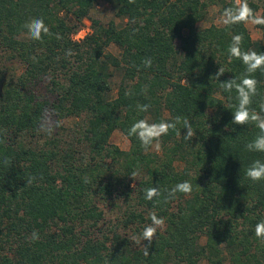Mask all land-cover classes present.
Listing matches in <instances>:
<instances>
[{"label": "trees", "instance_id": "16d2710c", "mask_svg": "<svg viewBox=\"0 0 264 264\" xmlns=\"http://www.w3.org/2000/svg\"><path fill=\"white\" fill-rule=\"evenodd\" d=\"M95 1L0 0V264H264L255 235L264 180L245 174L264 162V152L246 148L260 132L232 123L237 93L220 86L246 75L230 57L233 36L242 35V52L264 53V24L255 39L245 23L196 26L210 2L223 14L235 0H105L117 20L102 24L89 15ZM247 3L255 13L259 4ZM84 17L90 30L72 38ZM33 18L51 35L31 39L23 25ZM109 43L117 53L105 50ZM43 73L51 100L27 88ZM251 75L258 83L249 107L264 115V70ZM176 117L158 150L128 135L139 119ZM114 129L127 148L109 142ZM184 181L191 193L166 199ZM150 187L161 195L146 200ZM105 210L112 218L100 230ZM151 212L165 223L145 256L148 241L132 237L151 224Z\"/></svg>", "mask_w": 264, "mask_h": 264}, {"label": "clouds", "instance_id": "9594fccd", "mask_svg": "<svg viewBox=\"0 0 264 264\" xmlns=\"http://www.w3.org/2000/svg\"><path fill=\"white\" fill-rule=\"evenodd\" d=\"M128 3L133 4L135 0H128ZM252 22L254 24H264V16L256 15L251 7H249L247 0H235L234 7H229L224 10L222 23L224 25H232L237 23ZM23 27L27 30L28 35L33 40H41L43 35H51V32L42 18H33L26 21ZM242 35H235L232 38V43L229 46L230 57H235L242 60L246 66V75L237 82L235 79L225 80L220 82L221 88L225 91L231 92L235 88L238 98V106L233 113L232 123L236 125H246L248 123H254L259 129L260 134L246 145L249 151L264 152V115L257 113L254 109H250L252 103V97L257 95V83L258 81L251 75L258 69L264 70V53H257L256 51L242 52L240 45L242 44ZM145 67L151 66V60L146 58L143 61ZM224 73L223 68H219L215 74L216 79ZM127 94V93H126ZM139 111L146 112L149 105H137ZM260 109L264 112V103L260 104ZM181 122L180 117H176L175 122L161 121L159 123H149L146 119H139L135 121L130 129L128 135H135L141 146L147 150L150 146H154L159 149V140L163 135L168 134L170 129H175L177 123ZM183 128L187 129L185 138L190 140L195 134L192 129L191 122L188 119H183ZM154 142H156L154 144ZM246 176L256 182L264 180V162L257 159L254 160L250 167L246 170ZM134 178L136 173L131 174ZM34 177H30L26 184H31ZM199 186V185H198ZM192 191L191 183L184 181L176 184L170 190H167L168 195L166 199L175 197L177 193L190 194ZM161 195L160 190L157 187H150L145 189V199L153 200L154 197ZM151 224L144 227L142 232L138 236L132 237L133 242L136 244H142V241H148V244L144 245V255H149V245L152 243L156 236L157 229L161 228L165 221L162 217H158L155 212L149 213ZM255 235L257 238L264 241V220L258 222L255 226ZM31 239L33 241L39 239V234L33 231Z\"/></svg>", "mask_w": 264, "mask_h": 264}, {"label": "rangeland", "instance_id": "374dc122", "mask_svg": "<svg viewBox=\"0 0 264 264\" xmlns=\"http://www.w3.org/2000/svg\"><path fill=\"white\" fill-rule=\"evenodd\" d=\"M255 1L259 4V7L255 11V14L259 15V16H264V0H255ZM89 15L97 18L99 20V22L102 24H105L106 21L110 18H114L115 20H117V18L113 16V10H112L111 5L109 4V2H107L105 0H96L94 5L89 10ZM222 19H223V14L219 12L218 4L210 2L207 6L206 13H205L204 17L196 23V26L200 28V27H203L205 25H208L209 23L221 24ZM80 24L81 25L79 28H82L83 32L86 33L87 31L90 30L88 18H86V17L82 18ZM245 25H246L248 32L252 38L255 39V38H261L262 37V35H263V28L262 27L258 26L257 24H254L250 21L245 23ZM105 50L110 51L112 53L118 52V48L112 43H109L105 47ZM17 68H18V71L21 70V67H19V65H17ZM60 74H62V73H60ZM48 76H49V74H47V73L41 74V76L29 81L27 83V88H29V90H32L35 94L40 95L42 98H47V99L51 100L53 98V95L49 94L48 90H47L48 83H49ZM116 80H117V76H112V78H111V81L113 82L112 83V93H113V90L115 88ZM71 122H72L71 118L63 119V123H71ZM109 142L116 144L119 148L125 149L128 147V139L124 136V134L119 129H114L111 132V134L109 136ZM155 143L156 142H154V144ZM151 149L158 150L154 146H151ZM111 215H112V212L110 210H105L104 218H103L102 222L98 225L99 226L98 228L100 230H106V228L110 225V220L112 218ZM94 232L96 234H98L96 231V228L94 229ZM202 240H203V238L201 237V241ZM200 264H205V262L201 261Z\"/></svg>", "mask_w": 264, "mask_h": 264}, {"label": "built area", "instance_id": "2783aa9c", "mask_svg": "<svg viewBox=\"0 0 264 264\" xmlns=\"http://www.w3.org/2000/svg\"><path fill=\"white\" fill-rule=\"evenodd\" d=\"M85 32L82 31V28H79L78 30H76L74 33L71 34L72 38L74 39H80L82 37V35L84 34Z\"/></svg>", "mask_w": 264, "mask_h": 264}]
</instances>
